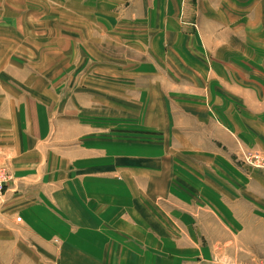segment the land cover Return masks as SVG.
<instances>
[{
  "label": "crops",
  "instance_id": "crops-1",
  "mask_svg": "<svg viewBox=\"0 0 264 264\" xmlns=\"http://www.w3.org/2000/svg\"><path fill=\"white\" fill-rule=\"evenodd\" d=\"M50 2L0 0V264L264 259V0Z\"/></svg>",
  "mask_w": 264,
  "mask_h": 264
},
{
  "label": "rangeland",
  "instance_id": "rangeland-1",
  "mask_svg": "<svg viewBox=\"0 0 264 264\" xmlns=\"http://www.w3.org/2000/svg\"><path fill=\"white\" fill-rule=\"evenodd\" d=\"M54 1H57V0H54ZM45 5L48 6V7H55L54 5L51 4L50 0H45ZM126 132V131H125ZM245 155H250L251 157H255L258 161H261V160H264V154H261L259 152H255V151H246L244 150L242 153H241V156H240V159L238 160V162L241 164V166H245V167H248L252 170H256V171H259L263 174V177H264V169L261 165H259L258 167L255 166V164L251 163H246L244 160V156ZM238 163V164H239ZM10 175V174H9ZM1 199V198H0ZM1 247H3L4 245H0ZM244 264H264V259H251L250 262H247V263H244Z\"/></svg>",
  "mask_w": 264,
  "mask_h": 264
},
{
  "label": "built area",
  "instance_id": "built-area-1",
  "mask_svg": "<svg viewBox=\"0 0 264 264\" xmlns=\"http://www.w3.org/2000/svg\"><path fill=\"white\" fill-rule=\"evenodd\" d=\"M244 159L246 163H249V164L253 163L257 167L261 165L264 169V160L258 161L254 156L251 157L250 155L249 156L245 155ZM9 180H10V175H9V171L7 167H5L3 164H0V198L2 197L4 193Z\"/></svg>",
  "mask_w": 264,
  "mask_h": 264
}]
</instances>
